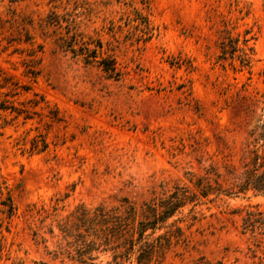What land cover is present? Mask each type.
<instances>
[{"label": "rangeland", "instance_id": "obj_1", "mask_svg": "<svg viewBox=\"0 0 264 264\" xmlns=\"http://www.w3.org/2000/svg\"><path fill=\"white\" fill-rule=\"evenodd\" d=\"M66 32L99 39L119 78L63 51ZM0 105V264H78L58 228L77 205L140 203L205 168L233 188L264 113V0H0ZM263 204L202 205L161 264H264L231 214Z\"/></svg>", "mask_w": 264, "mask_h": 264}, {"label": "trees", "instance_id": "obj_2", "mask_svg": "<svg viewBox=\"0 0 264 264\" xmlns=\"http://www.w3.org/2000/svg\"><path fill=\"white\" fill-rule=\"evenodd\" d=\"M66 33L67 36L58 37L63 51L81 56L86 64L94 63L108 77L119 78L116 58L99 39ZM248 63L246 60L241 64L248 66ZM29 74L35 77L37 72ZM0 109L6 107L0 105ZM250 136L240 173L228 191L222 189L217 179L210 176L211 171L205 168L201 175L191 174L188 184L175 185L140 203L123 197L114 205H77L58 224L62 237L69 239L73 247L76 259L74 256L71 259L78 264H96L98 254L108 253L109 260L105 264H161L173 247L187 243L185 229L201 219L202 205L213 203L222 195L264 194V113L258 119L256 132ZM1 204L0 252L3 227L9 231L8 224L15 213L9 197ZM185 209L186 214L177 217ZM231 214L239 215L240 232L248 235L264 256V204L236 208Z\"/></svg>", "mask_w": 264, "mask_h": 264}]
</instances>
